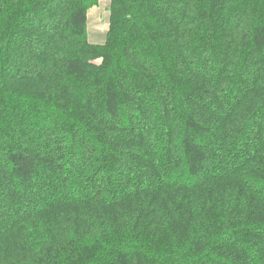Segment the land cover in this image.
Wrapping results in <instances>:
<instances>
[{"label": "trees", "instance_id": "1", "mask_svg": "<svg viewBox=\"0 0 264 264\" xmlns=\"http://www.w3.org/2000/svg\"><path fill=\"white\" fill-rule=\"evenodd\" d=\"M0 0V264H264V0Z\"/></svg>", "mask_w": 264, "mask_h": 264}, {"label": "rangeland", "instance_id": "2", "mask_svg": "<svg viewBox=\"0 0 264 264\" xmlns=\"http://www.w3.org/2000/svg\"><path fill=\"white\" fill-rule=\"evenodd\" d=\"M107 0L102 2L100 9H95L90 17V35L93 42L101 43L104 40L107 25L108 13L105 10Z\"/></svg>", "mask_w": 264, "mask_h": 264}]
</instances>
